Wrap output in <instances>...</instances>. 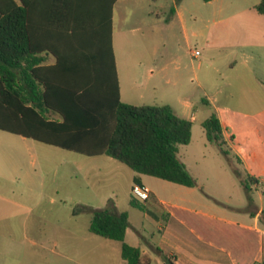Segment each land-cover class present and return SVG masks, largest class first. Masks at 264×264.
<instances>
[{
  "label": "rangeland",
  "instance_id": "obj_1",
  "mask_svg": "<svg viewBox=\"0 0 264 264\" xmlns=\"http://www.w3.org/2000/svg\"><path fill=\"white\" fill-rule=\"evenodd\" d=\"M190 1L185 13L190 11L189 16L197 18L196 22L204 15L212 16L214 5ZM125 9L134 14L124 27L140 25L144 34L130 32L124 39L116 34L120 62L139 57L148 61L152 55L156 64L166 65L176 52L182 66L191 73L193 92L183 91L182 98L191 99L190 112L197 120L192 124L189 144L178 147V157L201 187L197 191L201 194V209L232 211L250 207L252 200L259 206V196L264 199V106L252 103L251 110L246 111L248 117L233 119L232 126L225 130L224 147L231 149V154L225 155L207 141L201 126L214 111L209 97L216 93L213 78H205L212 53L203 49L202 29L192 20L185 31L177 21L173 31L164 19L147 17L145 23H138L139 11H152L159 17L165 11L167 16L171 0H124L117 7L116 31L123 25L118 12ZM213 30L212 24L211 41ZM192 51H198L199 56L194 58ZM50 62L48 58L46 63ZM201 80L207 82L206 92L199 87ZM225 92L218 96L217 107L223 105ZM208 98L211 103L206 102ZM230 105L235 108L236 100ZM48 116L55 118L54 114ZM244 169L259 180L256 187L251 186V202L241 183L244 176L236 173L239 170L243 175ZM133 174L127 166L106 156L89 157L0 131V264H124L121 243L92 234L91 212L81 209L113 211L114 206L117 212L126 211ZM141 216L136 211L131 220L148 237L151 228L142 223ZM154 264L162 261L156 258Z\"/></svg>",
  "mask_w": 264,
  "mask_h": 264
},
{
  "label": "trees",
  "instance_id": "obj_2",
  "mask_svg": "<svg viewBox=\"0 0 264 264\" xmlns=\"http://www.w3.org/2000/svg\"><path fill=\"white\" fill-rule=\"evenodd\" d=\"M116 1L0 0V131L89 157L104 155L136 174L196 187L178 157V147L191 140L192 122L168 105L120 100L112 46ZM255 9L264 14V0ZM50 56L52 64L46 63ZM201 126L207 141L229 156L217 114ZM236 173L244 176L251 202L257 179ZM135 200L130 204L142 209ZM113 208L81 210L91 212L92 234L120 242L126 264H142L140 249L125 242L127 212Z\"/></svg>",
  "mask_w": 264,
  "mask_h": 264
},
{
  "label": "crops",
  "instance_id": "obj_3",
  "mask_svg": "<svg viewBox=\"0 0 264 264\" xmlns=\"http://www.w3.org/2000/svg\"><path fill=\"white\" fill-rule=\"evenodd\" d=\"M261 1L206 2L214 5L212 16L204 15L199 22H196L197 18L189 16L190 11L187 15L185 13L186 6L192 4L190 0H171V9L167 16L165 11H162V17L152 11L138 12V23H145L147 17L156 21L164 19L173 31L177 21L185 31L192 20L202 29L203 49L212 53L207 60L208 70L206 68L205 78L210 80L212 77L216 86L215 96L209 98H212L213 112L218 116L225 141V130L232 126L234 118L248 117L246 111L251 110L252 103L264 106V14L255 9ZM122 2L124 0H117L114 4L112 31L121 102L135 106L168 105L177 116L193 124L197 120L196 115L190 112L193 103L190 98H182L183 91L193 92V80L190 71L182 66L178 53H173L166 65L156 64L152 55L148 61L141 60V57L123 58L119 61L115 47L116 34L122 36V39L130 32L140 36L144 34V28L140 25L133 29L124 27L134 14L127 9L118 12L123 25L116 31L117 7ZM211 18L214 29L212 41L209 38ZM149 29L152 31V26ZM199 37L201 38V34ZM48 58L51 59L48 64H52L54 58ZM206 84L207 82L201 80L199 85L205 92ZM224 91L225 101L221 107H217L215 103L219 101L218 96ZM209 98L206 102L211 103ZM234 99L237 102L235 108L230 105V101ZM192 115L194 119L191 118ZM56 118L57 115L54 119ZM244 171L249 174L246 169ZM249 176L256 178L250 174ZM135 179L149 189V198L146 201L135 200L142 209L130 204ZM257 181L253 187L259 184L258 179ZM129 188V206L123 211L127 212L129 222L125 242L140 249L142 264H154L156 258H159L162 264H165V258L171 264H256L264 261L262 196H259V206L252 200L250 207L232 211H207L201 209V194L197 192L198 189L201 190L199 185L190 188L134 172ZM136 211L142 214V223L151 228V231H147L148 237H145L146 232L143 235L131 220V214H136Z\"/></svg>",
  "mask_w": 264,
  "mask_h": 264
},
{
  "label": "built area",
  "instance_id": "obj_4",
  "mask_svg": "<svg viewBox=\"0 0 264 264\" xmlns=\"http://www.w3.org/2000/svg\"><path fill=\"white\" fill-rule=\"evenodd\" d=\"M191 54L194 58L199 56L198 51H192ZM191 118L194 119V115H192ZM131 193L133 198L139 201H146L149 198V189L143 185H139V184L133 185L131 189Z\"/></svg>",
  "mask_w": 264,
  "mask_h": 264
}]
</instances>
